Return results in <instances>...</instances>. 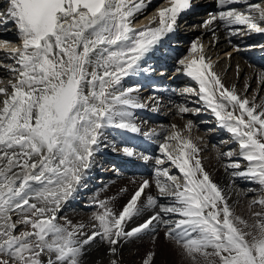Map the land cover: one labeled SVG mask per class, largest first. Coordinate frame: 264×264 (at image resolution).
<instances>
[{
  "label": "snow or ice",
  "instance_id": "1",
  "mask_svg": "<svg viewBox=\"0 0 264 264\" xmlns=\"http://www.w3.org/2000/svg\"><path fill=\"white\" fill-rule=\"evenodd\" d=\"M150 3L3 0L0 29L13 30L18 43L0 40V48H11L0 59L8 73L0 77V264H81L85 247L97 240L115 256L121 243L142 234L155 239L160 230L187 264H264V104L250 103L234 86H225L200 38L178 61L177 71L198 85V91H185L197 95L196 103L203 106L178 105V112L207 109L231 134L249 164L230 176L259 185L249 189L257 193L248 201L250 218L235 215L228 195L203 168L201 149L172 125L159 143L166 160L155 157L157 195L146 192L152 183L144 180L119 211L107 201H95L102 211L94 213L90 232L82 224L57 223V214L81 186L98 149L108 146L107 130L149 140L159 135L141 132L134 117L135 110L147 107L134 95L140 86L124 87L122 81L149 71L142 61L174 32L194 0H161L149 25L135 29V15ZM241 3L243 10L226 7ZM219 7L200 25L212 32L213 43L218 23L230 35L241 31L233 25L244 26L246 34H264V0H219ZM260 81L264 84V74ZM151 99L159 105V97ZM192 127L189 121L185 130ZM111 143L113 151L126 157L144 163L153 159ZM221 155L231 157L233 152ZM167 162L179 176L162 167ZM153 256L149 253L143 264H153Z\"/></svg>",
  "mask_w": 264,
  "mask_h": 264
},
{
  "label": "bare ground",
  "instance_id": "2",
  "mask_svg": "<svg viewBox=\"0 0 264 264\" xmlns=\"http://www.w3.org/2000/svg\"><path fill=\"white\" fill-rule=\"evenodd\" d=\"M152 1V0H151ZM197 2L203 3V8H205V4L210 3L211 0H194ZM260 3V2H258ZM161 1L157 6L150 9L146 15L144 12L141 16L144 15L141 19L139 18V13L135 15L132 26L140 30L137 24L144 23L155 16L156 10L158 6H160ZM166 6V5H165ZM0 7H3V0H0ZM243 8H237L239 10H243ZM152 10V11H151ZM206 8L204 12H207ZM151 11V12H150ZM150 12V13H149ZM207 15H203V12L197 14H191L187 18L181 21V29L182 32L179 31L178 37L174 36L168 40V43H171L172 40H175L173 45L178 47L181 50L182 54L186 56L189 52L190 45L186 47H182L180 42L187 41L192 39L193 42L200 38L205 46V53L208 57H214L213 63L215 65V71L221 76V79L225 86L228 88L235 87L237 93L244 98H247L250 103H255L257 105L264 104V84L261 83L260 77L264 74V66H258V63H249L245 57H239V55L234 51V48L238 47L239 50L243 48L241 45H244L249 39H245L246 35H242L241 37L234 36L232 39H228L227 37L230 35V29L224 26L216 25V41L213 43L212 40V32L206 30L200 25L203 24L204 18ZM232 28H239L241 30H245L242 25H233ZM239 33V32H238ZM0 40H12L16 41L17 36L13 30L4 31L0 29ZM260 46H256L254 48H258ZM9 48V46H5L4 48H0V59H2L5 54L10 53L11 50H5ZM225 50H222L224 49ZM224 51V52H222ZM234 51V52H233ZM233 52L232 54H229ZM221 53V54H220ZM235 53V54H234ZM264 56V53L262 54ZM155 60H152V59ZM6 63H10V61H5ZM172 59L167 57V53H159L156 55L154 51L144 60L142 64L144 67L149 68V71L144 73H140L137 76L127 77L122 81V85L124 87H129V80L136 79L137 77L149 78L159 77L164 71V77L166 74L170 73L172 67V73L178 72L177 69L181 67L178 62L173 64ZM8 73L5 68L0 67V77H7ZM175 75L172 76L173 79ZM176 81V80H175ZM171 85H175L176 82L170 81ZM142 84L144 88L134 95L138 96V98L144 102L147 107L144 109H138L134 112V117L136 123L140 126L141 132H146L150 130H155L159 135L150 139L151 142L158 145L155 155L152 156L153 159H150L147 163H145L151 170V174L146 176L148 180L152 183V187L146 192L151 194L154 192V195H157V189L154 182V167H155V157L160 156L161 158L166 160V157L162 156V153L159 151V143L163 142L164 135L170 133L171 126L176 125L177 130L181 131L184 136H190V138L198 145L201 149L200 151V159L205 171L210 175L211 179L224 190V192L228 195V203L232 207L233 211L243 212L247 218H250V210L248 207V201L255 195H257L254 191H249V189H258L259 185L250 179L237 176V178H233L230 176V173L235 171H244L247 169L249 162L244 160L240 156V150L238 145L234 142L231 134L229 132L223 134V132H219L216 129L214 122V116L210 114V111L207 109H202L199 112L188 111L186 113H179L178 109L176 114L172 117L176 107L178 105H184L189 109H197L202 108L203 102L196 103L198 100L195 94H189L188 98L179 99L178 96H173L171 98V115H170V128L169 131H165V124H150L146 119V113L156 114L159 117L164 116V108L163 105L165 102H168V98L171 96H161L163 98L159 99V105H156L155 102L151 99L152 97H158L154 95L152 92L153 85H156L157 82H152L149 80L143 81ZM141 86V84H138ZM163 84H161L162 86ZM248 86L247 91H245V86ZM140 88V87H139ZM192 88L187 84L182 83L178 89H176V94H181L185 92V89ZM196 89V88H194ZM197 90V89H196ZM198 91V90H197ZM153 107H156V111H152ZM202 115V116H200ZM191 121L193 127L190 132L185 130V126L188 122ZM117 131L107 130L105 135L107 140L105 141L108 146L101 147L98 149L97 153L93 158V164L90 170L87 172L86 178L83 182L86 183L81 184L82 187L76 191L74 196L69 199L66 203L63 204L58 215L57 223L64 225L66 222H71L72 225L82 224L85 226L84 231L90 232L92 230L91 225L93 223V215L98 211H102V209L98 208L95 204V201L100 200L101 195L111 194L113 190H118V187L125 186H134L135 184L130 179H122L119 181H114V177L124 176L119 170H117L116 166L119 164H123V167H128L129 161L133 158L126 157L120 151H113L112 141L116 142V147L119 149L122 145H128V134H119L117 133V139H115ZM233 145V146H232ZM232 146V147H231ZM130 147V146H129ZM231 147V148H230ZM229 150H232L233 155L228 157L226 155H221L222 153H226ZM151 157V156H150ZM105 163L113 162L115 165L110 166V169H107ZM231 162H238L241 167L240 169H231L227 168L226 165ZM144 163V162H143ZM169 165L165 168H168L172 174L180 175L178 169H176L170 162H167ZM112 164V163H110ZM164 167V165H162ZM95 172V175H100L102 179L98 176L95 177V186L91 185V180L89 177L91 176L90 172ZM153 176V177H152ZM241 178L243 180H241ZM94 179V178H93ZM163 179V178H161ZM101 181H103L101 183ZM82 182V183H83ZM101 183V184H97ZM109 183V184H108ZM251 186V187H250ZM104 188L105 190H101ZM131 189H127L117 199L106 200L108 202V206L113 209V211H119L122 206L127 202V199L124 198L128 195ZM247 196H250L249 198ZM102 201V200H101ZM161 202L167 203L168 201L163 200ZM247 204V206H246ZM254 210H260L259 206H256ZM164 233V231H163ZM150 235L142 234L139 238H132L121 243L117 247V253L115 256L111 255L108 251V245L103 244L97 240L96 243L86 246L83 254L81 256V264H110L112 259H117L119 264H143L144 259L147 258L148 253L142 250L145 248V244L152 242V239H147ZM137 240V241H132ZM165 240L166 239L165 237ZM132 241V242H131ZM172 243L170 240H168ZM137 242V245L135 244ZM173 244V243H172ZM137 246V247H136ZM165 250H160L162 258L164 257V252L166 251V263L165 264H187L185 258L180 254V250L176 247V250L173 247L165 246ZM149 249V248H148ZM159 251V250H158ZM157 251V252H158ZM156 252V253H157ZM136 253L143 254V258L137 262L138 258ZM149 253H154L151 250ZM158 255V254H157ZM160 256V258H161ZM153 256V264H159L158 260L155 259L154 263ZM162 264V263H161Z\"/></svg>",
  "mask_w": 264,
  "mask_h": 264
},
{
  "label": "rangeland",
  "instance_id": "3",
  "mask_svg": "<svg viewBox=\"0 0 264 264\" xmlns=\"http://www.w3.org/2000/svg\"><path fill=\"white\" fill-rule=\"evenodd\" d=\"M90 174L91 175H95V172H93L92 173V171L90 172ZM91 178H89L90 180H93V177L92 176H90ZM96 177V176H95ZM97 178V177H96ZM233 178H237V176H235V177H233ZM95 179V178H94ZM241 180H243L242 178H241ZM243 181H245V180H243ZM251 187V186H250ZM255 189V188H254ZM117 190V189H116ZM115 190H113V192H114ZM112 192V193H113ZM248 198L250 197V196H247ZM112 200V199H110L109 198V194H107L106 196L104 195H101V197H100V200H102V201H106V200ZM246 206H247V204H246ZM234 213H235V215H237V216H240V217H242V218H244V219H246L247 218V216L243 213V212H236V211H234ZM148 235V234H147ZM151 239V238H153V237H151V236H149V237H147V239ZM133 242L134 241H137V240H132ZM131 241V242H132ZM173 243V242H172ZM170 243L168 240H165V236L163 235V234H161V233H159L157 236H155V239H152V242H150V243H147V244H145L144 246H145V248H142V250H144L145 252H147L148 254H149V251L151 250L152 252H154V256H155V258H154V263H155V259H159L160 258V256H161V254H159L160 253V250H165L166 249V247L165 246H167V248L168 247H173L175 250H176V245L173 243ZM135 244L137 245V242H135ZM137 247V246H136ZM149 248V249H148ZM159 250V251H158ZM158 251V252H157ZM157 252V253H156ZM137 254V256H138V258L136 259V261L137 262H139L143 257V254L141 255V253H136ZM158 254V255H157ZM165 254H166V251L164 252V257L165 258H162V256H161V258L158 260V262H159V264H165L166 262V257L167 256H165Z\"/></svg>",
  "mask_w": 264,
  "mask_h": 264
}]
</instances>
